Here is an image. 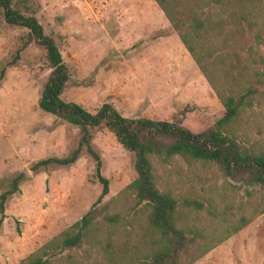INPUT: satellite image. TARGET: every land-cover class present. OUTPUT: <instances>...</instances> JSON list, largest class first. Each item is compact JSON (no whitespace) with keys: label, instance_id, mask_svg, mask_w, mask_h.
<instances>
[{"label":"rangeland","instance_id":"rangeland-1","mask_svg":"<svg viewBox=\"0 0 264 264\" xmlns=\"http://www.w3.org/2000/svg\"><path fill=\"white\" fill-rule=\"evenodd\" d=\"M13 6L34 15L55 39L70 72L64 100L91 112L111 102L123 116L177 120L193 132L222 116V102L154 0H13ZM27 33L8 24L0 8V69L6 67L0 80V193L16 175H26L5 204L0 264H22L92 205L100 209L101 232L110 225L105 215L120 212L114 233L109 239L100 235L101 243L86 239L80 247L50 252L45 264H110L105 243L129 247L146 225V211L124 193L137 176L134 154L108 128L91 130L101 174L109 181V192L98 203L102 184L96 161L85 149L72 165L29 169L37 160L68 155L80 129L39 108L51 68L45 50L27 43ZM259 51L264 58V45ZM256 67L260 93L234 124L238 140L247 146H264V64ZM153 166L157 186L178 199L186 236L195 239L184 260L215 243L190 264H264V188L223 176L215 165L179 157L168 162L154 157ZM242 216L252 219L218 243Z\"/></svg>","mask_w":264,"mask_h":264},{"label":"trees","instance_id":"trees-1","mask_svg":"<svg viewBox=\"0 0 264 264\" xmlns=\"http://www.w3.org/2000/svg\"><path fill=\"white\" fill-rule=\"evenodd\" d=\"M154 1L224 106L222 116L200 132L191 131L177 120L123 116L111 102H104L91 112L78 102L64 100L61 94L70 80V72L55 39L44 32L34 15L15 8L13 0H0L4 20L27 28V43L33 41L45 50L51 71L38 100L39 108L80 129L78 144L68 155L37 160L29 169L36 172L52 164L72 165L85 149L96 161V174L102 184L98 203L109 192V181L101 174V158L91 145V130L108 128L134 154L137 176L125 187L124 193L132 196L134 205L146 211V225L142 237H137L136 243L129 247L105 243L103 247L110 264H190L216 246L215 243L208 245L190 259H183L182 254L190 250L195 239L186 236L178 199L169 190L157 186L154 157L163 162L179 157L186 162L212 164L223 176L238 177L249 185L264 188V146L242 144L234 128L246 110L255 105L260 93L255 83L262 82L256 65L264 64L259 51L264 45V0ZM5 70V66L0 69V80ZM25 176V173L16 175L10 187L0 193V224L8 197L19 190ZM186 205L201 206L198 201H187ZM99 212L92 205L67 230L23 259L22 264H45L50 252L80 247L86 239L101 243L100 235L109 239L122 215L120 212L105 215L110 225L101 232L96 221ZM251 219L240 217L239 223L217 242L237 232Z\"/></svg>","mask_w":264,"mask_h":264}]
</instances>
